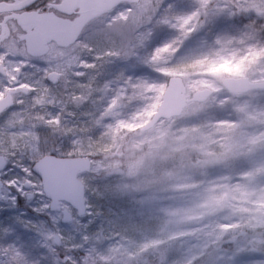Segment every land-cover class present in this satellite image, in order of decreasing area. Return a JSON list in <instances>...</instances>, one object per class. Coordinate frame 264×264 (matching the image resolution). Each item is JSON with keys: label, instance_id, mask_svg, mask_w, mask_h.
I'll list each match as a JSON object with an SVG mask.
<instances>
[{"label": "rangeland", "instance_id": "1", "mask_svg": "<svg viewBox=\"0 0 264 264\" xmlns=\"http://www.w3.org/2000/svg\"><path fill=\"white\" fill-rule=\"evenodd\" d=\"M159 3L141 1L130 25L117 24L100 41L94 25L81 37L96 45L87 63L76 50L46 64L13 63L7 83L15 103L0 117V264H264V90L233 95L222 85L225 78L264 82V0H167L163 15L143 29L150 20L143 13H155ZM197 60L206 63L185 67ZM170 77L184 81V103L189 92L196 97L194 86L211 92L201 102L224 95L228 107L216 123L225 154L206 181L166 171L177 178L172 188L149 191L157 169L181 150L158 123L142 131ZM42 148L51 154L40 158L91 165L97 148L126 154L128 174L144 179L120 178L116 198L94 193L93 211L85 193L83 216L65 203L51 212L21 155L27 149L39 156ZM79 178L89 191L103 183L91 169Z\"/></svg>", "mask_w": 264, "mask_h": 264}, {"label": "clouds", "instance_id": "2", "mask_svg": "<svg viewBox=\"0 0 264 264\" xmlns=\"http://www.w3.org/2000/svg\"><path fill=\"white\" fill-rule=\"evenodd\" d=\"M166 7L167 0H160L155 13L150 10L143 13L145 18L150 17L149 23L143 25V29H149L151 24L163 15ZM139 14V10L133 4H116L106 14L90 22L92 25H97L95 40H102L104 34L110 33L117 24L130 25ZM261 19L264 21V18ZM88 27L89 25H86L81 30L72 45L76 49L77 57L81 63H87L85 57L90 53L94 54L96 50L95 43H91L87 39H81ZM260 27L264 29V22L261 23ZM160 47H163V45H160ZM182 54L183 49L177 50L174 53L172 63H175ZM0 56L5 58L9 56L8 41L0 44ZM213 95L216 96V102H201L195 98L194 93L189 92L185 106L179 113L170 118H158L157 123L160 125L161 130L166 132V139L173 147H180L181 150L172 153L161 169H157L155 181L149 185V191L166 192L172 188L177 182V178L175 175H166V171L180 170L186 180L192 182L206 181L213 171V166L223 159L225 154V147L221 143L223 130L217 126L216 122L224 118L220 112L226 109L228 105L223 104L224 95ZM95 153V157H91L93 163L90 165V169L103 183L98 186L102 190H98V188H93L92 191L85 189L89 211L94 210V206L91 204V197L94 193L105 198H116L114 187L120 178L128 183H137L144 179V173L135 176L128 174L126 154L117 156L114 151L104 153L99 148L95 149ZM45 154L50 155L51 153L46 152L43 148L39 156L27 149L21 153L23 158L28 160L33 170L40 156ZM15 155L14 150L13 156ZM13 162L15 161L13 160ZM143 194L138 193L137 196ZM221 215H227V210ZM69 264H76V261L70 260ZM193 264H199V262H193Z\"/></svg>", "mask_w": 264, "mask_h": 264}, {"label": "flooded vegetation", "instance_id": "3", "mask_svg": "<svg viewBox=\"0 0 264 264\" xmlns=\"http://www.w3.org/2000/svg\"><path fill=\"white\" fill-rule=\"evenodd\" d=\"M141 1L145 0H0V44L8 41L9 51L7 58L0 56V101L11 102L0 117L15 103L14 87L7 81L17 59L41 64L59 59L65 51L76 50L72 47L75 38L86 25L89 27L84 34L92 32L94 25L90 22L97 17L116 4H133L137 8Z\"/></svg>", "mask_w": 264, "mask_h": 264}, {"label": "water", "instance_id": "4", "mask_svg": "<svg viewBox=\"0 0 264 264\" xmlns=\"http://www.w3.org/2000/svg\"><path fill=\"white\" fill-rule=\"evenodd\" d=\"M112 1L117 2L122 0ZM222 85L226 91L233 95L245 94L255 90H264V82L255 83L248 78H225ZM200 93L205 97L211 95V92L208 90L201 91ZM185 94L186 88L183 80L179 77L169 78L160 104L151 119L142 127V131L152 129L157 124L159 117L170 118L179 113L183 109V96ZM10 105L11 102L8 99L0 101V112ZM90 165V160L85 158L45 156L38 160L32 172L41 181L42 191L45 198L50 202L49 209L51 211H54L59 203L64 202L74 208L79 216L85 214V188L78 177L80 174L89 172ZM4 169V160L0 158V172ZM62 214L64 216L63 222L69 223L70 216L68 212L63 211ZM55 243L57 244V238H55Z\"/></svg>", "mask_w": 264, "mask_h": 264}, {"label": "snow or ice", "instance_id": "5", "mask_svg": "<svg viewBox=\"0 0 264 264\" xmlns=\"http://www.w3.org/2000/svg\"><path fill=\"white\" fill-rule=\"evenodd\" d=\"M186 23H187V21H183L182 24H181V27H183L184 24H186ZM205 63H206V61H204V60H197V61L192 62L191 64L186 65L185 67L195 68V67H198L200 65H203ZM210 70L212 72H214V73L219 74V71L215 67V65H213ZM225 82L227 83V81H225ZM201 83H203V82H201ZM207 87L211 88V85H207ZM194 90L196 91V97H195L196 99H198V100H204L205 99V96L204 95H201L199 89L198 88H195V86H194ZM152 107L155 108V107H157V105H153ZM148 114L151 115L152 113L149 112Z\"/></svg>", "mask_w": 264, "mask_h": 264}, {"label": "trees", "instance_id": "6", "mask_svg": "<svg viewBox=\"0 0 264 264\" xmlns=\"http://www.w3.org/2000/svg\"><path fill=\"white\" fill-rule=\"evenodd\" d=\"M96 264H101V263L96 262Z\"/></svg>", "mask_w": 264, "mask_h": 264}]
</instances>
